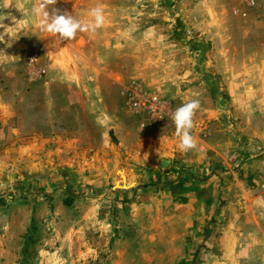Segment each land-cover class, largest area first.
I'll return each mask as SVG.
<instances>
[{"label": "rangeland", "instance_id": "obj_1", "mask_svg": "<svg viewBox=\"0 0 264 264\" xmlns=\"http://www.w3.org/2000/svg\"><path fill=\"white\" fill-rule=\"evenodd\" d=\"M25 6L0 0V264H264V0H57L49 11L81 21L104 8L105 25L70 42ZM132 79L172 114L200 101L197 150H179L171 118L127 110ZM186 155L207 169L227 156L248 196L231 198L205 241L109 195L127 190L112 188L120 174L159 180V157L188 166Z\"/></svg>", "mask_w": 264, "mask_h": 264}, {"label": "crops", "instance_id": "obj_2", "mask_svg": "<svg viewBox=\"0 0 264 264\" xmlns=\"http://www.w3.org/2000/svg\"><path fill=\"white\" fill-rule=\"evenodd\" d=\"M258 110L264 115V100L259 103ZM161 144L156 143L157 147ZM212 151L216 154V151ZM208 153L206 152L203 158ZM211 158L215 160L209 158L210 168L207 169L206 164L202 165V161L195 160L190 155L184 156L182 160L183 162L193 160L191 165L187 164L188 166L177 165L168 157H159L152 167H158L160 159L170 160L168 170L159 172V180L157 173H154L151 179L148 176L140 177L128 173L125 178L130 180L129 183L133 184V187L125 191L115 190L109 195L116 200L114 203L117 206L132 209V212L150 209L161 212L166 218L174 215L178 218L177 222L178 220L186 222L188 230L194 236L191 237V241L199 235L201 237L199 236L198 241H205L204 238L207 240L213 235L212 225L224 219L225 206L231 198L248 200L232 161L229 163L227 156L221 159L217 156ZM258 160L257 163L262 165L263 171L264 157ZM248 163L247 161L246 164Z\"/></svg>", "mask_w": 264, "mask_h": 264}, {"label": "clouds", "instance_id": "obj_3", "mask_svg": "<svg viewBox=\"0 0 264 264\" xmlns=\"http://www.w3.org/2000/svg\"><path fill=\"white\" fill-rule=\"evenodd\" d=\"M24 4H30L31 7H21L19 10L23 15L30 13L38 18L39 26L42 31L61 41H72L77 37L78 32L96 33L105 25L106 17L103 6H96L90 9L88 15L91 17L88 21H81L71 14L61 13L57 8L48 10L50 5H56L57 0H24ZM10 6V5H9ZM8 6V7H9ZM5 19H0L2 22ZM15 21V17H12ZM0 28H4V32L0 33V42L4 41L5 34L10 35L8 26L0 23ZM201 104L198 99H191L183 103L172 114V122L175 125V135L179 137V150L182 153L195 151L198 148L197 139L192 135L194 128V117L200 109Z\"/></svg>", "mask_w": 264, "mask_h": 264}, {"label": "built area", "instance_id": "obj_4", "mask_svg": "<svg viewBox=\"0 0 264 264\" xmlns=\"http://www.w3.org/2000/svg\"><path fill=\"white\" fill-rule=\"evenodd\" d=\"M258 0H242L246 6H254ZM121 97L127 110L143 117L151 124L166 123L172 117L167 100L146 92L136 80H129L121 86ZM143 126V122L140 124ZM264 186V184H263Z\"/></svg>", "mask_w": 264, "mask_h": 264}, {"label": "water", "instance_id": "obj_5", "mask_svg": "<svg viewBox=\"0 0 264 264\" xmlns=\"http://www.w3.org/2000/svg\"><path fill=\"white\" fill-rule=\"evenodd\" d=\"M170 163V160H166V159H160L159 162H158V168L161 169V170H164ZM118 182H115L113 187L112 188H118V189H124V184H120V185H117ZM132 187V184H127V189L128 188H131Z\"/></svg>", "mask_w": 264, "mask_h": 264}, {"label": "bare ground", "instance_id": "obj_6", "mask_svg": "<svg viewBox=\"0 0 264 264\" xmlns=\"http://www.w3.org/2000/svg\"><path fill=\"white\" fill-rule=\"evenodd\" d=\"M121 177V183H117V185L124 184V189H127V184L125 183V177L123 174H120Z\"/></svg>", "mask_w": 264, "mask_h": 264}]
</instances>
